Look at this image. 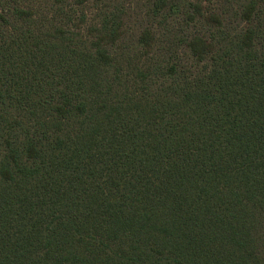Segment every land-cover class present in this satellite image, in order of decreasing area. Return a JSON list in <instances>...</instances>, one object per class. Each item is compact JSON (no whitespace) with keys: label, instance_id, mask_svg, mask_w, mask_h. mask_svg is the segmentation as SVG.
Returning <instances> with one entry per match:
<instances>
[{"label":"trees","instance_id":"trees-1","mask_svg":"<svg viewBox=\"0 0 264 264\" xmlns=\"http://www.w3.org/2000/svg\"><path fill=\"white\" fill-rule=\"evenodd\" d=\"M0 264H264V0H0Z\"/></svg>","mask_w":264,"mask_h":264}]
</instances>
